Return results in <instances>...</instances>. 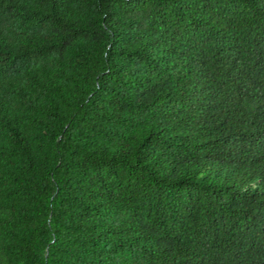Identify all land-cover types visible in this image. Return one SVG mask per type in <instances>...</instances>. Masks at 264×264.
I'll return each instance as SVG.
<instances>
[{
    "label": "trees",
    "instance_id": "16d2710c",
    "mask_svg": "<svg viewBox=\"0 0 264 264\" xmlns=\"http://www.w3.org/2000/svg\"><path fill=\"white\" fill-rule=\"evenodd\" d=\"M0 264H264V0H0Z\"/></svg>",
    "mask_w": 264,
    "mask_h": 264
}]
</instances>
